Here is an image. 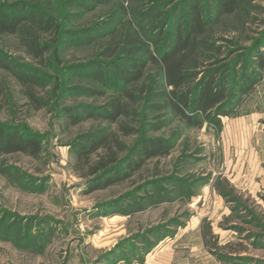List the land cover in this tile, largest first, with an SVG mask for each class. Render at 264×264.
<instances>
[{"label":"rangeland","instance_id":"374dc122","mask_svg":"<svg viewBox=\"0 0 264 264\" xmlns=\"http://www.w3.org/2000/svg\"><path fill=\"white\" fill-rule=\"evenodd\" d=\"M216 2L31 0L58 20L63 41L28 20L26 34L0 33L4 62L30 66L38 80L25 87L0 68V123L40 143L36 157L0 152V264H264V69L256 60L264 62V0H236L225 13ZM192 5L206 24L181 93L192 100L211 78L231 96L225 114H199V125L167 102L158 62L145 61L138 81L114 84L120 69L148 52L157 60L166 39L186 32ZM129 30L144 46L130 55ZM29 37L46 47L42 61ZM114 98L127 115L111 122ZM141 137L167 151L127 169L140 160L131 150ZM107 161L98 174L120 177L94 189L99 175L90 170Z\"/></svg>","mask_w":264,"mask_h":264},{"label":"trees","instance_id":"16d2710c","mask_svg":"<svg viewBox=\"0 0 264 264\" xmlns=\"http://www.w3.org/2000/svg\"><path fill=\"white\" fill-rule=\"evenodd\" d=\"M235 1L236 0H217L216 4L218 12L225 13L232 11ZM189 12L191 15L188 16L189 24L186 28V32H182L178 29L174 34L173 39H166V43H163L158 48L160 53L157 60L153 54L148 52L146 58H141L142 60H140L139 63H136L137 61L132 63L131 69L127 70V72L120 69L116 83L114 82V84L115 87L122 88L129 82H136L142 77L145 61L149 60L152 62H158L161 66L163 82L165 86L169 88L165 94L167 102L187 123L191 125H199V114L206 115L211 111H214L216 115L225 114L228 111V107L226 105L230 101L229 99L231 96L228 95L226 98L224 90L217 89L211 78L201 88H196L195 91H193L194 96L192 100L188 99L187 94L183 95L181 93L182 89L191 78V76L187 73V68L189 66V54L194 49L195 37L205 31L206 24L205 20L201 16L199 8L196 5H192ZM122 13H124V11L122 12L121 10V14ZM44 16L45 20H42ZM26 20L35 26H38L39 30L52 37L51 42L53 41L54 43H58L63 36V30L61 29L62 27L58 20L51 15H47L40 7L38 8V6L31 3V0H0V33L16 34L20 31L26 34L28 28L24 24L22 25V23ZM170 21L171 18H169V22L167 21L168 24ZM114 23H117V21ZM113 24L112 26H114ZM176 28H178V26ZM71 33L77 34L78 31ZM139 37L140 36L137 32H130L129 30L126 33L124 44L126 45L125 48H127V54L130 55L137 53L144 48L143 43L139 40ZM61 41H63V38ZM27 44L28 51L32 52L35 57L42 61L44 52L47 50L46 47L38 44V40L31 37H29ZM56 51L57 50H55V52ZM107 51H109V48L104 50V56L109 55ZM1 56L0 52V68H4L7 71H14L13 73L18 78L21 85L28 87L27 85L38 81L37 78L31 74L30 69L28 70V68H31L30 66H28L25 71H15L12 67H10V64L4 62L5 60ZM256 60L260 68L264 69L262 57H258ZM114 73H116V71H114ZM58 88L59 85L56 83L53 87V93L57 92ZM125 95L126 97H130V94L128 93H125ZM27 97L30 103H34L35 109H39L41 107V103L34 97V95L31 94V91L27 94ZM107 105L106 118L109 121L114 122L119 117L127 115L126 106L120 98L112 99ZM187 110H189L191 114L188 113ZM70 118L73 119L74 117L70 116ZM6 127L7 126L0 123V152H20L31 157H36L39 154L40 143L36 136L24 139L19 137L18 129L8 130L7 132ZM103 142L104 140H101V138L98 141L94 140L92 142H88L89 146L86 153L95 151L102 145ZM138 145L139 147L137 149L134 148L131 152L136 150L135 153L139 156L140 160L139 162L137 160L138 164L135 162L128 163L125 166L127 169L134 168L135 165L139 166L143 159L164 155L167 151V146L158 139L147 140L146 138L141 137L138 141ZM78 152L84 153L85 151L79 150ZM112 161L115 162L114 160H111V162ZM108 162L110 161L101 162L98 166L91 168L90 174L95 175L101 172V170L104 171ZM118 172L119 171L114 172V175L110 176L111 178L103 173L100 174L102 177L98 174L99 179L97 180V184L93 186L94 189L110 185L114 179L120 177L117 175ZM126 175L127 174L124 173L122 177H125Z\"/></svg>","mask_w":264,"mask_h":264}]
</instances>
